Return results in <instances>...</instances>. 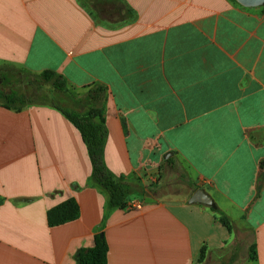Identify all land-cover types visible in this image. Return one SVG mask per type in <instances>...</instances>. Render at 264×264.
<instances>
[{
  "label": "crops",
  "instance_id": "0c3cea01",
  "mask_svg": "<svg viewBox=\"0 0 264 264\" xmlns=\"http://www.w3.org/2000/svg\"><path fill=\"white\" fill-rule=\"evenodd\" d=\"M104 2L0 0V65L54 70L80 95L105 86V160L144 207L108 206L59 109L0 106V264H79L100 231L107 264H217L239 250L264 264V6L122 0L134 18L113 24L94 11ZM175 172L181 192L168 190ZM199 188L232 232L189 203ZM69 198L79 217L50 226Z\"/></svg>",
  "mask_w": 264,
  "mask_h": 264
},
{
  "label": "trees",
  "instance_id": "16d2710c",
  "mask_svg": "<svg viewBox=\"0 0 264 264\" xmlns=\"http://www.w3.org/2000/svg\"><path fill=\"white\" fill-rule=\"evenodd\" d=\"M105 22L119 24L134 18V12L122 0L103 3L94 10ZM18 72L24 78L27 90L6 89L0 85V106L16 111L31 105H51L59 109L81 132L91 161V182L101 188L107 195L108 206L118 207L127 204L133 192L132 185L117 176L105 160V146L108 130L105 121V86H93L85 94H78L68 85L65 78L54 70L34 73L11 64L0 65V72ZM35 97H37L35 99ZM75 98V102L73 99ZM68 99L79 107L70 109L61 106L59 100ZM1 202V200H0ZM218 220L230 231H233V219L216 203L210 206ZM80 207L75 198H69L50 208L47 220L50 226H57L79 217ZM108 243L103 231L95 235L94 245L81 249L79 264H107ZM206 256V247L201 250L199 261ZM256 259V244L249 247V260ZM234 264V263H229Z\"/></svg>",
  "mask_w": 264,
  "mask_h": 264
},
{
  "label": "rangeland",
  "instance_id": "374dc122",
  "mask_svg": "<svg viewBox=\"0 0 264 264\" xmlns=\"http://www.w3.org/2000/svg\"><path fill=\"white\" fill-rule=\"evenodd\" d=\"M94 2H96V0H94ZM0 85H3L6 89H11V88H15V89H19L21 91H25L27 90V87L25 85L24 82V78L22 76V74L18 73V72H0ZM37 97H35L36 99ZM38 99V98H37ZM73 102H75V98L73 99ZM72 101L68 100V99H62L59 100V104L61 106L64 107H68L70 109H75V108H79L77 106V104L73 103ZM175 177H173L172 179V183L168 190L173 191V192H181L182 190L185 189V184L182 180V182H180V173L179 172H175ZM186 183V181H185ZM237 259L233 260V261H222V262H217V264H229V263H234V264H241L243 263V253L239 250L237 252ZM204 261V260H203ZM202 262V261H201ZM206 264H214L212 261H208Z\"/></svg>",
  "mask_w": 264,
  "mask_h": 264
},
{
  "label": "water",
  "instance_id": "95a60500",
  "mask_svg": "<svg viewBox=\"0 0 264 264\" xmlns=\"http://www.w3.org/2000/svg\"><path fill=\"white\" fill-rule=\"evenodd\" d=\"M239 4L247 8H254L264 6V0H236ZM168 155H171L169 153ZM189 203H200L206 206H212L214 204L213 197L204 189H197L189 198Z\"/></svg>",
  "mask_w": 264,
  "mask_h": 264
},
{
  "label": "built area",
  "instance_id": "2783aa9c",
  "mask_svg": "<svg viewBox=\"0 0 264 264\" xmlns=\"http://www.w3.org/2000/svg\"><path fill=\"white\" fill-rule=\"evenodd\" d=\"M127 206H128L130 209L141 210V209H143L144 204H143V202L140 201V200H136V199H134V198H130V199L127 201Z\"/></svg>",
  "mask_w": 264,
  "mask_h": 264
}]
</instances>
